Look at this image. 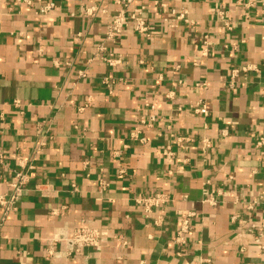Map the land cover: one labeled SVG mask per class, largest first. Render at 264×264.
Here are the masks:
<instances>
[{
  "label": "crops",
  "instance_id": "crops-1",
  "mask_svg": "<svg viewBox=\"0 0 264 264\" xmlns=\"http://www.w3.org/2000/svg\"><path fill=\"white\" fill-rule=\"evenodd\" d=\"M263 135L264 0H0V264H264ZM81 227L108 239L70 254Z\"/></svg>",
  "mask_w": 264,
  "mask_h": 264
},
{
  "label": "built area",
  "instance_id": "built-area-1",
  "mask_svg": "<svg viewBox=\"0 0 264 264\" xmlns=\"http://www.w3.org/2000/svg\"><path fill=\"white\" fill-rule=\"evenodd\" d=\"M51 6H53V4H50L44 7L42 11L46 12L47 10L51 8ZM101 12L103 11L93 6L90 8H86L85 15L92 16V17H100ZM220 16L222 19H225L226 14L221 12ZM132 18L134 19L132 28L136 32L144 33L148 31V26L146 25L142 17L133 15ZM110 19H111L110 24H109L110 34H114V33L121 34L127 29V27H129L127 19L125 16H123L122 13L113 14L110 17ZM228 28H230V26H228ZM206 43L207 41L205 40L204 44ZM107 61L110 64H114L113 59H107ZM252 69H255V68L251 65H247L243 67V70L245 71L252 70ZM230 86L232 87V84H230ZM196 112H199L203 115H207L208 114L207 106L203 103H200V106L196 108ZM205 142L204 144L208 146L209 145L208 141L205 140ZM258 145L264 146V135L259 138ZM27 182H28V176L26 172L24 171L16 172L15 180L9 184L12 190L10 195L0 194V207L3 210V214L0 218V235H1L2 225L4 223L6 215H8L10 212L17 209V203L21 195L23 194V192L26 190ZM168 201H169V195L163 191H157L154 194H151L147 197H141L138 199V202L144 205L145 211L148 214L149 213L152 214L155 210L160 211V214L155 219V223L157 225H159L162 222L161 214L164 210V208L162 209V207ZM206 201L211 202L213 204L215 203V201L211 197L206 198ZM190 215H188V217ZM189 230H190L189 220L187 217L183 218L181 222V226L174 238L175 243H177L178 245L185 244L186 234L189 232ZM258 233L260 236H264V223H262L261 226L259 227ZM61 239L69 245L70 247L69 252L70 254H72V253L81 252L86 247H100L105 241H107L108 233L105 230L99 229L97 227H83V228L81 227V228L74 229L69 235H63ZM125 244L126 242L124 241L123 245ZM50 253H53V252L50 251ZM192 264H203V263H201L200 261H197Z\"/></svg>",
  "mask_w": 264,
  "mask_h": 264
}]
</instances>
